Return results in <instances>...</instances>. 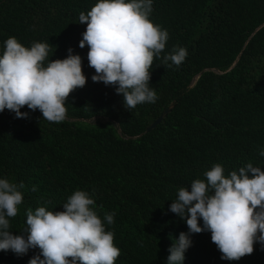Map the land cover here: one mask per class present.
Returning <instances> with one entry per match:
<instances>
[{
	"label": "trees",
	"instance_id": "1",
	"mask_svg": "<svg viewBox=\"0 0 264 264\" xmlns=\"http://www.w3.org/2000/svg\"><path fill=\"white\" fill-rule=\"evenodd\" d=\"M97 2L0 0V55L9 37L25 47L48 42L50 61L72 49L86 77L66 99L61 123L27 106L21 108L27 118L0 112V178L24 184L10 231L24 230L27 209L63 211L68 196L84 190L102 220L115 212L114 223L105 222L120 249L115 264H167L169 248L188 232L169 211L180 187L190 189L216 163L225 175L249 162L264 171V0H153L149 19L169 34L161 57L178 47L188 55L179 67L154 59L149 86L158 99L133 109L125 108L117 86L92 81L88 46L79 47L87 26L79 14ZM190 239L183 264H264L259 243L251 255L229 261L221 259L210 232ZM39 253L0 250V264H28Z\"/></svg>",
	"mask_w": 264,
	"mask_h": 264
},
{
	"label": "clouds",
	"instance_id": "2",
	"mask_svg": "<svg viewBox=\"0 0 264 264\" xmlns=\"http://www.w3.org/2000/svg\"><path fill=\"white\" fill-rule=\"evenodd\" d=\"M153 0H98L79 23H86L79 47L88 46L89 67L95 70L93 82L114 85L122 94L126 109L155 103L157 93L150 88L154 59L162 65L179 67L186 59V48L178 47L161 57L169 34L150 19ZM48 42L25 47L15 37L5 41L0 55V112H14L27 118L21 108L39 110L43 119L61 123L67 117L66 99L86 84L82 59L78 54L49 60ZM53 52V51H52ZM171 61V64L168 62ZM264 157V149L259 151ZM189 187H180L169 211L184 220L188 232H181L169 248L167 264H183L191 246L190 234L210 232L211 242L223 260H239L264 248V171L251 162L225 175L223 166L214 164ZM24 184L0 178V250L17 256L39 248L28 264H115L120 249L114 233L107 231L115 212L97 214L88 191L76 190L63 203V211L44 206L27 209L26 227L19 235L10 231V219L17 217L23 203ZM37 189L33 186L32 191ZM203 222L202 226L199 221ZM41 256L43 259H41Z\"/></svg>",
	"mask_w": 264,
	"mask_h": 264
},
{
	"label": "water",
	"instance_id": "3",
	"mask_svg": "<svg viewBox=\"0 0 264 264\" xmlns=\"http://www.w3.org/2000/svg\"><path fill=\"white\" fill-rule=\"evenodd\" d=\"M203 72H201L199 75H201ZM172 105H170L160 116L146 129V132L154 129L166 116L167 114L171 111ZM111 122L110 120H108Z\"/></svg>",
	"mask_w": 264,
	"mask_h": 264
}]
</instances>
